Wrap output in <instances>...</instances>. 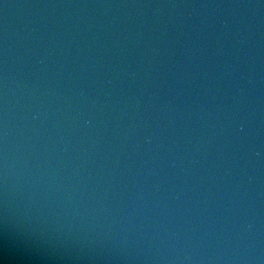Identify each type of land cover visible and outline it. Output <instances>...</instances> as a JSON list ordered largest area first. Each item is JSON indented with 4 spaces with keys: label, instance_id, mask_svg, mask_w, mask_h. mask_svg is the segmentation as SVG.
I'll return each instance as SVG.
<instances>
[{
    "label": "water",
    "instance_id": "1",
    "mask_svg": "<svg viewBox=\"0 0 264 264\" xmlns=\"http://www.w3.org/2000/svg\"><path fill=\"white\" fill-rule=\"evenodd\" d=\"M0 264H264V0H0Z\"/></svg>",
    "mask_w": 264,
    "mask_h": 264
}]
</instances>
